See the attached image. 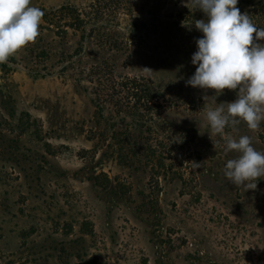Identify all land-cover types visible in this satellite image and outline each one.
I'll list each match as a JSON object with an SVG mask.
<instances>
[{
    "label": "rangeland",
    "instance_id": "obj_1",
    "mask_svg": "<svg viewBox=\"0 0 264 264\" xmlns=\"http://www.w3.org/2000/svg\"><path fill=\"white\" fill-rule=\"evenodd\" d=\"M93 1L31 5L45 13ZM237 7L264 27V0ZM132 10L112 29L121 50L103 55L114 95L103 117L90 67L100 56L88 43L79 51L80 31L42 18L35 40L0 63V264H264V177L255 190L228 182L224 166L236 154L210 138L204 118L236 92L185 85L202 33L181 21L204 14L181 0H134ZM62 54L74 62L65 72ZM135 79L153 88L150 118L133 96L118 105L128 96L119 86ZM116 131L133 136L136 154L113 145ZM244 135L264 152V119L255 130L225 128Z\"/></svg>",
    "mask_w": 264,
    "mask_h": 264
},
{
    "label": "clouds",
    "instance_id": "obj_2",
    "mask_svg": "<svg viewBox=\"0 0 264 264\" xmlns=\"http://www.w3.org/2000/svg\"><path fill=\"white\" fill-rule=\"evenodd\" d=\"M238 2L181 0L190 13L199 10L204 14L203 19L191 15V19L181 21V27L202 33L195 39L196 51L191 56L195 72L185 85L205 92L215 90L216 96L225 89L236 92L233 101L207 109L204 118L210 138L219 135L224 141V152L236 154L224 166L228 182L255 190L258 179L264 177V152L256 150L247 135L238 139L225 136L226 127L243 122L255 130L264 119V44L258 43L264 40V27H258L246 13H241ZM43 15L40 8L31 5V0H0V63L35 40Z\"/></svg>",
    "mask_w": 264,
    "mask_h": 264
},
{
    "label": "trees",
    "instance_id": "obj_3",
    "mask_svg": "<svg viewBox=\"0 0 264 264\" xmlns=\"http://www.w3.org/2000/svg\"><path fill=\"white\" fill-rule=\"evenodd\" d=\"M133 1L134 0H94L93 3L84 10L76 6L63 5L59 8L46 11L43 15L44 21L51 27L62 29L64 26L65 28H70L78 32L80 31V39L77 42V48L79 49L80 47L79 51H82L83 45L86 43L95 46L93 49L96 53L95 56L100 57L99 59H94L90 67L91 71L95 70L94 74L100 77L101 81L99 82V87H97L94 92L97 104L100 106L98 110L99 117H103L106 100L108 98H113L114 96L113 94H110L112 86H107L106 84L108 76L106 75L105 70L107 66H113V64L109 61L108 57H103V55L107 51L113 49L121 50L119 38L123 36V34L117 31L114 32L112 29L120 26L119 15L123 13V11L127 10L130 14L133 13ZM123 5L128 6L129 8L125 9ZM69 57H71V54L61 55V61L59 62L61 68L59 69V72H65L72 63L74 64V62L69 63ZM119 87L120 89L117 90V92L122 91L128 93V96L125 94L119 96L122 97L120 98L121 101L118 103L119 106H123V102L127 103V100L133 96L139 102L141 101L142 110L140 116H142L143 119L152 117V107H154L152 101L155 96L153 88L147 82L135 79L132 82L124 83ZM113 90H116V88H113ZM130 137L133 136L127 132H114V135L112 136L113 145L120 150V153L123 152L124 148L128 147L132 149L135 154L137 153L135 151V143L132 142Z\"/></svg>",
    "mask_w": 264,
    "mask_h": 264
}]
</instances>
